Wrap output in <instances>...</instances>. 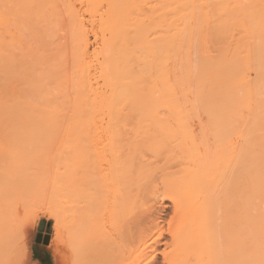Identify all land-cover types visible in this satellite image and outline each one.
<instances>
[{"label": "bare ground", "instance_id": "1", "mask_svg": "<svg viewBox=\"0 0 264 264\" xmlns=\"http://www.w3.org/2000/svg\"><path fill=\"white\" fill-rule=\"evenodd\" d=\"M30 1H33L32 5L35 3V6L38 4L40 6L44 2V0L41 2H39L40 0H0V264L3 259V264H9L7 262H10V259L4 263L7 256L13 258L9 252L11 249L13 250V244L18 239L19 234L16 236V233L18 232V222L21 220V212L18 213L16 208L11 207L12 197L7 194L10 192L11 185H8L13 180L26 178L24 180L32 181L35 186H30V190L34 189V192L41 196L36 184L42 177L41 170L46 163L45 159H54L58 154L57 151L55 155L49 151L54 156L53 158L52 155L49 157L48 153V149L56 148L53 142L58 134L62 136L63 144H68L67 149L72 155V166L68 167L69 169L63 174L57 175L56 172L53 174L56 175H54L56 180L60 179L70 190L72 203L70 205L62 203L58 198L50 199L48 202V205L51 204L50 207H53L51 208L54 214L51 213L56 217L55 227L58 230V241L66 248V251L61 249L60 244L55 240L50 244L49 248L53 251L56 264H157L160 262H166V264H222V262L224 264H264V0H154L152 1L154 4L148 3L150 6L152 4L151 13L148 5V10H146V0H104L107 6L105 5L106 8L101 11L102 14L99 13L100 9H96L97 6H101L102 1L91 0V4L93 1L96 5L92 4L93 7L90 11L93 13L96 10L99 11V14L91 13V16L101 15L99 26L102 29V51L101 55L99 54L101 60L98 61L100 65L98 75L104 79L109 93L107 91L106 95L108 96L103 95L105 97H95L94 88L91 89L86 84L87 88L85 89L84 82H87V80L85 81L87 75L85 76V73L81 75L79 72L80 84L75 85L81 87L74 88L75 91H78V88L80 90L79 92L74 91L77 93L76 100L73 98L77 102V106L71 105L72 109L69 113L64 109L69 115L66 116L68 119L62 115L63 119L65 118L67 121L63 120V123L61 117V122L57 121L59 120L57 119L58 112H62L60 110L62 106L57 110L58 112H55L53 109H56L54 108L56 104L53 109H47L42 106L43 101L38 106L39 100L35 104L31 99L26 98L28 91V89L26 91V87H28L26 77L29 79V76H26V64H30L28 63L30 56L26 58V54L29 53L28 49L26 51L29 45L28 43L26 46V29H28L26 21L31 17L29 15L33 13L32 11H35V6L29 7L31 14L26 10L28 5L31 6ZM143 1H145L144 4L141 3ZM97 2L101 4L99 5ZM140 3L142 6L145 5L146 11L142 9ZM71 5L74 4L71 3ZM90 5L88 4V7ZM42 6L38 8L43 10ZM45 6L44 10L46 8L48 11L49 8L47 9ZM65 7L63 10H67ZM55 8L58 7L55 6ZM35 9L38 10L39 16L35 14L36 18H34L32 14L31 19L42 18L45 11H41L43 12L41 15L40 10ZM74 12L77 13L75 9ZM74 12L70 9L69 17L66 16V19L71 22L70 24L75 23V18L76 21L78 19L79 14ZM66 13L68 14L67 11ZM26 16L29 17L27 20ZM70 16L73 23L68 19L71 18ZM47 18L49 17L47 16L45 19L47 20ZM54 19L56 18L54 17ZM51 20H49L50 23L53 22ZM35 23L38 24L36 21ZM58 26L56 25L57 28ZM51 27L52 25L50 29ZM47 28H43V30L41 26L40 29L43 31L40 30V33L37 31L38 35L34 34L39 38L37 41L44 42V46L47 44L45 41L53 39L49 36L53 32L57 33L56 30L51 29L53 32L50 31V34ZM31 33L30 31L29 34ZM72 33L75 34L72 35V39L74 38L72 43L75 42V49L80 53L84 39L80 33ZM29 34L27 35L28 39L32 37L31 35L29 37ZM34 39L36 40V38ZM149 42L154 43L153 46L155 43L158 45L153 47L152 52L150 51L152 48H148V52L144 51L150 53V58L148 54L146 55L148 57L144 55L142 49L148 47ZM56 44L59 43L56 42ZM151 45L149 44L150 47H152ZM39 47L42 48L41 45ZM58 47L56 51H60ZM42 49H40L41 52H38L40 55L45 56L49 53L46 51L45 54H41L44 53ZM71 49L75 50L72 47ZM158 50L159 53H156ZM77 52H73L76 55L71 54L73 58L77 57L75 65L79 66L83 62L77 61L80 57ZM31 53L33 51L29 55ZM38 53L35 54V58L39 55ZM58 54L57 59H59ZM39 56H37L38 59L42 58L43 61L35 59L34 65L36 62L39 65L38 61L42 64L47 62L48 55L45 62L44 56H40V58ZM134 58H136L135 61L138 60L136 62H139L136 66H133ZM73 60L70 59V63L73 64ZM33 62H31L32 65ZM84 62L86 61L84 60ZM31 64V69L29 66L27 69L32 72V75L34 74V77L36 74L38 76V69L43 68L42 64L38 68L33 67L34 69ZM135 67L140 74L135 71ZM77 68L80 69V67H76L75 72L79 70ZM82 69L87 71L84 66L81 67ZM31 72L28 74L30 75ZM44 73L43 75H46ZM136 73L142 77L135 76ZM55 74L51 73L52 76ZM144 74L146 79L149 76L154 79V76H159L160 80L161 78L164 80L161 83L165 82L163 84L165 87L160 83L162 85L160 86L165 89L163 91L164 98L158 99L155 95L157 100L154 97L150 98L156 101L150 99L148 101V103L155 102L158 105L157 108L162 109L160 112L156 108L155 116L157 117L155 120H151L154 128L157 129L156 125L158 124L157 131L161 130V135L156 133L158 136L153 134L152 131L156 132L155 130H149L153 129L151 123H147V125L145 123L141 127L144 132L139 131L138 124L130 125L132 127L129 126V131L122 129L124 132H121L118 126L119 129L116 127L114 130L117 122L113 117L118 119V115L117 117L112 115L113 119L110 118L113 121L108 122H103V117L99 115L101 105L102 107L110 106V112L113 110L111 112L113 114L117 113L118 111H115L124 104L125 106L130 104L128 99L126 100V96L131 98V102L135 101V98H140L135 95L137 93L135 90L138 91V85L135 86V84H139V86L141 84L140 82L135 83L133 80L144 79ZM51 75L50 77H52ZM42 78L45 79L44 76ZM42 78L39 80H43ZM147 82L152 83H149V86ZM147 82V90H150L145 93V86L141 85L145 93L143 96L155 90L154 87L151 88L154 85L153 81ZM157 82L155 84L159 85ZM30 83L33 84L32 81ZM37 85L39 86V83ZM56 85L53 87L56 88ZM129 85L135 86V88L132 89ZM156 85L154 86L157 87L158 85ZM41 86L44 88L42 83ZM57 87L61 88L59 84ZM54 88L52 90H55ZM159 89L162 88L158 86L157 90ZM139 92H142L141 89ZM139 92L137 94H140ZM34 93L36 92L34 91ZM92 95L94 98L90 97ZM37 96H39L38 93ZM58 96L60 95L58 94ZM65 96L67 97L68 94ZM140 96L142 97L140 99H143V96ZM145 100L147 101V98ZM145 100L143 99V102ZM65 101L63 102L65 103ZM146 101L144 106L148 108ZM46 102L48 103V101ZM138 102L136 99V103ZM114 106L120 107H115L114 111ZM135 107L140 108L136 105ZM150 107L152 108V106ZM149 108L145 107L144 110H149ZM144 110L141 109L140 113L148 114L144 113ZM200 111L207 119L206 122L204 121L205 123L207 121L210 124L213 123L218 131L224 133L227 129L233 130V132L235 130L237 135L232 133L236 136L235 139L239 136L238 141L233 142V153H229L226 160L230 161L225 165L226 160L223 163L220 160L221 157L218 160L219 157L216 156V153L214 154L213 149H210V145L207 144L209 149L205 147L204 151L205 148L201 145L202 141V143L199 142V145L203 146L201 147L203 151L200 152L202 149L197 148L198 141L195 143L198 139L195 135L193 140V132H190L193 125H190L191 129L187 127L188 125H184L187 134L181 133L180 127L174 128L169 124L167 126L172 128L165 130L166 126L162 125L174 121L179 126L183 125L185 120L187 123V120L194 119V115H202ZM121 112H119L120 117ZM157 112L158 114H156ZM66 113L64 114L66 115ZM150 116L149 114L148 117H145L148 119ZM200 118L197 117L199 121ZM160 121L161 127L158 123ZM149 125L152 127L147 129ZM206 125L202 126L208 129L209 125ZM136 127L139 129H135ZM162 129L166 131L165 137V132ZM113 131L115 135L112 133ZM141 133H144V136ZM179 134L183 138L179 137ZM162 135L163 137H161ZM176 135L177 137H175ZM180 138H182L181 141ZM137 139L145 141L139 142ZM174 140L175 146L170 147L167 151L170 144L174 145ZM190 140L195 141L194 145L197 146L191 145ZM177 143H179L178 147ZM53 146L55 147L53 148ZM157 148L159 150L161 148L165 155L163 153L156 155ZM153 149H156L155 152ZM149 151L153 152V154L151 153L153 156L148 155ZM44 153H48L47 157ZM19 156L23 160L25 159V162ZM220 161L222 165L218 166ZM221 167L224 168L222 172L219 171ZM220 173H222V180L218 181H220L219 184L222 183L223 187L219 185V188L217 174ZM223 174L226 176L223 177ZM179 179L187 182H182L183 185L178 186L176 182ZM16 181L23 183V181ZM32 183L30 184L32 185ZM10 189L12 190V186ZM44 195L42 201H48L50 196L48 195L49 197L46 198V194ZM159 196H162V199L170 200L171 205L162 203L163 206L157 207ZM166 208L172 209L167 229L160 220ZM228 219L231 224L234 223L232 226L235 228L238 226L234 229L229 225L232 230H230V236L228 231L217 230V227L220 229L223 225H220L221 221L228 224ZM229 226L226 227L229 228ZM167 231L170 238L165 240ZM221 232L225 235L228 233L226 243H230L226 244L223 249L231 246L232 243L229 251L219 249L221 240H224ZM39 235L43 238L41 232ZM21 237L23 239L24 235ZM231 237H235L236 240ZM162 244L167 245L168 249L158 250V246ZM197 246H200L201 249H198ZM210 247L211 249H209ZM62 250H64V257L66 255L68 257V260L65 258L66 261L61 253ZM159 255H162V260ZM31 262L34 263V261Z\"/></svg>", "mask_w": 264, "mask_h": 264}, {"label": "rangeland", "instance_id": "2", "mask_svg": "<svg viewBox=\"0 0 264 264\" xmlns=\"http://www.w3.org/2000/svg\"><path fill=\"white\" fill-rule=\"evenodd\" d=\"M35 1V0H34ZM46 0H44V6H45V4H46V6L45 7H47V9H48V11L46 10V8H45V10H44V6H42L43 5V3H42V5H40L39 6V4L37 5V6H35L34 4L32 5V2L30 1V3L29 2H27V3H29L31 6H27L26 7V10H28L29 11V13H30V8L29 7H34L35 6V8H37V9H39L38 7H40L41 8V6L43 7L42 9L43 10H40L39 12H41V11H45L44 13V15H42V13L43 12H41L40 14L42 15V18L40 17V18H38L37 17V19H34V18H36L35 17V14H36V16H39L38 15V10L36 11V9L34 8V10L35 11H32L31 13L33 14V16H34V18L33 19H31L32 18V14L31 15H29V16H31L30 18L29 17H27L26 18V23H27V27L26 28H28L32 33L31 34H29L30 33V31L28 30V29H26V33H27V35L29 34V37H30V35L32 36V37H30L29 39H30V41H29V39H28V36L26 35V42H27V44H26V46L28 45V43H29V45H28V48H26V51H27V49H28V52L30 53V52H32L33 51V53H31L30 55H29V53H27L26 54V58H28L29 56V58H30V60H31V62H33V60H34V62H33V65L31 64V62H30V60H29V62L28 63H30L31 64V67L33 68V67H35L36 66V68H38V67H40L41 66V62L43 61V60H41L42 58H40V56H44V55H40V53H38L39 51H40V49H42L43 47H45V49H42V52H44V53H41V54H45L46 53V51H49V53H47V55L45 54V56H44V58H45V60H44V62L46 61V59L48 58V60H47V62H43L44 64H42V67L43 68H41V70H40V68L38 69V72H39V75L37 76V74H36V76L34 77V74L32 75V72L29 70V69H31L30 68V64H26V72H27V74H26V76H29V79H30V76H31V79L29 80L27 77H26V85L28 86V87H26V91H27V89H28V91L26 92V98L28 97L29 99H31L32 100V103H35L36 104V102L39 100L40 101V99H41V101L39 102H37V105L39 106L41 103H42V101H43V103H42V106L44 107V108H46L47 107V109H53V107L55 106V104H56V106L54 107V108H56V109H53V110H55V112L57 111V110H59L60 109V107H61V111L62 112H64V113H66V111L69 113V111L72 109L71 108V105H73V107H76L77 106V102L75 101L76 99H75V96H76V94L77 93H74V91L77 89V87H81V86H76L75 84H77V85H79L80 84V78H79V72H80V74L82 75V74H84L86 77H85V81L87 80V82H84L85 84V89L87 88V85H88V87H90L91 89H93V90H95L93 93H95V97H98L99 98V96H100V98L101 97H105V96H103V95H106V94H108L109 93V90L106 88L107 86H106V84H105V82L103 81L104 79L102 78V77H100L99 75H98V73H99V69H100V65H99V62H100V60H101V51H102V42H101V40H102V34H101V32H102V29H101V26H99L100 24H99V22H101V21H99V18L101 19V15L99 16L98 14L99 13H101V11H104V9L106 8V2L105 1H107V0H101L102 1V4H101V6H102V8H100L101 6H97V10L98 9H100L99 11H97L96 10V12L98 13V14H96V15H92L91 16V13H93V12H91L90 10H92V8L91 7H93L92 6V4L94 5V3H93V1H92V4H91V0H88V1H86V0H73V2H71L72 0H68V1H66V0H47V1H49L48 3H46L45 2ZM51 1V2H50ZM79 1V4H77V2ZM86 1V2H85ZM104 1V2H103ZM148 0H146V2H147ZM152 1H154V0H149V2H147V4H146V2L145 1H143V2H141L142 4H144V2H145V5H146V7H147V5H148V7H149V9H150V7H151V9H152V4H151V6L149 5L150 4V2L151 3H153ZM36 2H38V1H36ZM39 2H41V0L39 1ZM60 2V3H59ZM62 2H63V5H61L62 4ZM69 2V3H68ZM82 3V5H81V3ZM95 2V1H94ZM100 2V1H99ZM99 2H97L98 4H99ZM50 3H52V4H50ZM54 3V4H53ZM65 3V4H64ZM71 3L72 4H74V5H71ZM90 5L89 7H88V4ZM141 3H140V6H142L141 5ZM149 3V4H148ZM41 4V3H40ZM48 4V5H47ZM69 4V7H67V5ZM99 4V5H100ZM154 4V3H153ZM27 5V4H26ZM52 5H53V7H52ZM61 5V6H60ZM95 5H96V3H95ZM94 5V6H95ZM106 5V6H105ZM145 5H143L142 6V9H144L145 10ZM50 6H51V8H52V10H51V8H50ZM55 6L56 7H58V8H55ZM66 6V7H65ZM71 6V7H70ZM74 6V7H73ZM76 6V7H75ZM59 7H61V8H59ZM63 7V8H62ZM64 7H65V9H67V10H63L64 9ZM89 8V10H87V8ZM144 7V8H143ZM148 7H147V9L146 10H148ZM53 8H54V10H53ZM76 10V12L77 13H75L74 12V9ZM94 8V9H95ZM56 9H57V11H56ZM63 11H61V10ZM69 9V10H68ZM70 9H71V11L73 10V12L75 13V14H79V16H78V19H77V21H76V18H75V23H76V26H75V23L74 24H70L71 22H69V20H67L66 19V16H68L69 15V11H70ZM103 9V10H102ZM151 9L149 10V12L151 13ZM31 10H33V9H31ZM51 10V11H50ZM145 10V11H146ZM66 11L68 12V14L66 13ZM84 11V12H83ZM88 11V12H87ZM35 12H37V13H35ZM52 12V13H51ZM58 12V13H57ZM65 12V13H64ZM82 12V13H81ZM95 12V13H96ZM95 13H93V14H95ZM103 13V12H102ZM101 13V14H102ZM148 13V12H147ZM28 14V13H27ZM49 14H51L52 16H54L56 19H54V17H52L51 15L49 16ZM58 16H57V15ZM65 14H67V15H65ZM45 15H47L49 18H47V20L45 19L47 16H45ZM60 15H62V16H60ZM65 15V16H64ZM44 16V17H43ZM62 17H64V18H62ZM69 17V16H68ZM67 17V18H68ZM71 17V16H70ZM77 17V16H76ZM94 17V18H93ZM44 18V19H43ZM51 18H52V20H53V22H51L50 23V21L49 20H51ZM42 19L44 20L43 22H42ZM49 19V20H48ZM68 19H72V17L71 18H68ZM30 20V21H29ZM34 20V21H33ZM51 20V21H52ZM58 21V22H55V21ZM60 20H62V21H60ZM73 20V19H72ZM71 20V21H72ZM79 20V21H78ZM98 20V21H97ZM30 23H29V22ZM32 21V22H31ZM35 21L39 24V25H41L42 23L44 24H42L41 26H42V29L44 28H47L49 25L51 26L52 25V27H51V29H54V30H56V32L57 33H55V32H53V30H51L50 29V26H49V32L51 31V32H53L52 34H54L53 36H52V34H51V32H50V34H51V36H49L50 38H53V39H50L51 41H53L52 43H48V42H51L50 40L47 42V41H45L47 44H45V46L43 45L44 44V42L43 41H37V40H39V38H37L38 36H36L35 37V35H38V33H40V30H42V29H40L41 28V26H39L38 24H36L35 23ZM48 21H49V23H48ZM68 21V22H67ZM40 22H42V23H40ZM46 22V23H45ZM55 22V23H54ZM60 22V23H59ZM62 22V23H61ZM48 23V25H47V27H45L46 26V24ZM72 23H73V21H72ZM30 24H31V26H30ZM35 24L37 25V27L35 26ZM55 24V25H54ZM60 24V25H59ZM81 24V25H80ZM56 25L58 26V28L56 27ZM74 25V27H72ZM78 25V26H77ZM28 26H30V27H28ZM83 26V27H82ZM99 26V27H98ZM34 27H36V28H34ZM32 28H33V30H32ZM37 28H38V30H37ZM55 28H57V29H55ZM76 28V29H75ZM101 29V31H100V29ZM34 29H36V30H34ZM43 29V30H44ZM73 29H75V30H73ZM42 30V31H43ZM35 33H34V32ZM37 31H39L38 33H37ZM72 32H76V33H80V35H81V37H82V39H84V41H83V50H82V48H81V51H80V53L79 52H77V50L75 49V45H74V43L75 42H73L72 43V41L74 40V38L72 39V37L75 35L74 33H72ZM35 34V35H34ZM70 34H71V36H70ZM57 35V36H56ZM73 35V36H72ZM48 37V38H49ZM34 38H36V40L34 39ZM32 39V40H31ZM28 40V41H27ZM35 42H34V41ZM37 41V42H36ZM69 41H70V43H69ZM32 42V43H31ZM39 42H43V43H39ZM56 42L57 43H59V44H56ZM156 43H157V41H155ZM31 43V44H30ZM34 43V44H33ZM36 43V44H35ZM64 43V45H62ZM72 43V44H71ZM155 43V45L153 46V44L154 43H150L149 42V44H152L151 46L152 47H150L149 46V44H148V47H145V48H142L143 49V52L145 51V50H147L146 52H148L149 51V49L148 48H152V49H150V51L152 52V50H153V47H155V46H158L157 44ZM50 44H52V45H50ZM61 44V45H60ZM34 46V45H36L35 47H32V46ZM39 45H41V47L42 48H40L39 47ZM43 45V46H42ZM53 45H55V46H59L58 47V50H60V51H56L57 49V47H55V46H53ZM67 47H66V46ZM69 45H71L70 46V48H68L69 47ZM46 46H48V48H46ZM49 46H51V47H49ZM63 46V47H62ZM66 48H65V47ZM74 46V47H73ZM38 47V48H37ZM71 47L72 48H74L75 50H73V49H71ZM49 48H51L50 50H48ZM62 48V49H61ZM147 48V49H146ZM32 49H35V50H32ZM30 50V51H29ZM44 50V51H43ZM61 50H62V52H61ZM64 50V51H63ZM73 50V51H72ZM66 51V52H65ZM72 51V52H71ZM139 51H142V50H139ZM36 52V53H35ZM41 52V51H40ZM64 52L66 53L65 55H64ZM73 55H76V54H74L75 52H77L78 53V55L80 54V57H79V59H77V61L79 60V62L81 61V62H83L84 63V65H82L83 63H81V64H79V62H78V64H79V66H76L75 65V60H76V58L74 57L73 58V56H72V54ZM74 52V53H73ZM159 53V50L158 51H156V53ZM39 54V55H37V56H39V58L40 59H38V57L36 56V58L34 57L35 56V54ZM59 53V54H58ZM34 54V55H33ZM55 54V55H54ZM57 54H58V58L60 59H57ZM71 54V55H70ZM83 54V55H82ZM100 54V55H99ZM148 53H145L144 52V55L146 56ZM32 55V56H31ZM64 55V56H63ZM97 55H98V57H97ZM150 55V53L148 54V56ZM46 56H47V58H46ZM84 56V57H83ZM148 56H146V57H148ZM151 56V55H150ZM150 56H149V58H150ZM64 57V58H63ZM68 57V58H67ZM72 57V58H71ZM98 58V60H97V58ZM80 58H82V59H80ZM35 59H38L39 61H41V62H39L38 61V63H39V65L37 64V62H36V65H34L35 64ZM66 61H65V60ZM70 59L71 60H73L74 62H73V64L72 63H70L71 61H70ZM135 59L136 58H134L133 59V61H135ZM27 61H28V59H26ZM63 60V61H62ZM84 60L86 61V62H84ZM26 61V62H27ZM37 61V60H36ZM77 61H76V64H77ZM99 61V62H98ZM136 61H138V60H136ZM135 61V62H136ZM134 62V63H135ZM46 63H48V64H46ZM65 63V64H64ZM133 63V66L135 65H138L139 64V62H136L135 64ZM59 64V65H58ZM64 64V65H63ZM71 64V65H70ZM87 64V65H86ZM44 65V66H43ZM61 65V68H59V66ZM66 66L65 68H66V70H65V68H62L63 66ZM68 65H70V66H68ZM75 65V66H74ZM81 65V66H80ZM85 65H86V67H85ZM28 66H29V69H27L28 68ZM72 66V67H71ZM76 67H80V69L79 68H77V69H79V70H77L76 72H75V68ZM82 66H84V68H86L87 69V71L85 70V69H82L81 70V67ZM138 67V66H137ZM137 67H135V71H138L139 72V70H137L136 68ZM34 69V68H33ZM74 69V70H73ZM139 69V68H138ZM45 70V71H44ZM53 70H55V71H53ZM81 70V71H80ZM86 71V72H85ZM135 71H134V73H135ZM28 72H31L30 73V75L28 74ZM44 72H46V73H44V74H46V75H43V73ZM63 72V73H62ZM81 72H83V73H81ZM51 73H52V75L54 74V73H56L54 76H52L51 75ZM77 73V74H76ZM52 76V77H50V75ZM78 76V78H77V76ZM90 74V75H89ZM139 74H140V72H139ZM64 75H66V76H64ZM74 75H75V77H74ZM89 75V76H88ZM149 75V74H148ZM42 76H44V78L45 79H43L42 78ZM135 76H138L137 75V73H136V75ZM140 76V75H139ZM138 76V77H139ZM144 76V79H145V81H144V79L143 78H140V79H138V81L136 80V79H134L133 80V82L135 81V83L136 82H140V84L141 85H143V86H145L144 87V89H146V91H145V93H147V91L149 92V90H147L148 88V86H147V83L149 84V83H152V82H147V81H153V83H154V85H156L155 84V82H159V87L160 88H162L160 91L159 90H157L158 89V86L157 87H155L154 85H152L151 86V88H155V90L153 91L152 90V92L150 91V96H149V94L147 95L146 94V96H143V95H145V93L143 92V86L141 87V85L139 86V84H135V86H137V88H138V91L137 90H135L137 93L140 91V89H141V91L142 92H139L140 94H135L136 96H139L140 98H142L140 95H142L143 96V99L145 100L146 98H147V101H146V105H148L149 107L150 106H152V108L150 107H148L149 108V110H144V108L146 107V109H148L147 108V106H144L145 105V101L143 102V99H140V98H135L134 100L135 101H133V102H131L130 100H131V98L129 97V96H126V100L128 101V102H130V104H126L127 106H125V104H124V102L122 103V105L123 106H114V111L116 110L115 109V107L116 108H118V107H120V108H118L115 112H117V113H113V114H111V112H113V110H111V112H110V106L109 107H105V105L103 106V107H105V109H103V107H102V105H101V107H100V114L99 115H101L100 117H103L102 119H104L103 120V122H108V121H113L112 119L114 118V120H116V122H117V124H115L116 126H115V128H114V130L116 129V127L118 126L119 128H120V130H121V132H124L123 130H125V129H127V130H125V131H129V129H130V127H132V126H130V125H136V124H138V126L140 127V129L138 128V127H136L135 129H139V131L141 130V131H143L144 132V130L141 128V127H143V125L145 124V125H147V123H151V120H155L156 118L155 117H157V116H155V111H157L156 110V108H157V104L155 103V102H150V103H148V101H149V99L150 100H152V98H150V97H154L155 98V95L157 96V98L158 99H162V98H164V92L163 91H165V89L163 88V87H161L163 84H165V82H163V83H161V81H164L162 78H161V80L159 79L160 77L159 76H154L155 77V79L154 78H152V77H148V78H151L150 80L147 78H145V74L143 75ZM147 76V75H146ZM47 77V78H46ZM57 77V78H56ZM140 77H142V76H140ZM40 78H42L43 80H39ZM50 78V79H49ZM56 78V79H55ZM63 78V79H62ZM66 78V79H65ZM76 78V79H75ZM135 78H137V77H135ZM157 78V79H156ZM35 79V80H34ZM38 79V80H37ZM48 79V80H47ZM57 79L59 80L58 82H57ZM65 79V80H64ZM79 79V80H78ZM153 79V80H152ZM37 80V81H36ZM48 81V83H47V81ZM63 80H64V82H63ZM72 80V81H71ZM147 80V81H146ZM30 81H32V83L33 84H31L30 83ZM36 81V82H35ZM42 81V82H41ZM155 81V82H154ZM35 82V83H34ZM52 82H53V84H52ZM147 82V83H146ZM157 82V83H158ZM39 83V86L37 85ZM42 83V85H43V87L44 88H42V86L40 87V84ZM59 84V86H61V88H59V87H57L58 86V84ZM74 83V84H73ZM79 83V84H78ZM162 85H161V84ZM35 84V85H34ZM57 84V85H56ZM63 84V85H62ZM87 84V85H86ZM133 84V83H132ZM145 84V85H144ZM46 85V86H45ZM54 85H56L55 87L59 90H57L56 88H54L53 86ZM67 85V86H66ZM161 85V86H160ZM37 86V87H36ZM72 86V87H71ZM74 86H76V87H74ZM135 86L134 87H132V85L130 86L129 85V87L131 88L132 87V89H134L135 88ZM147 86V87H146ZM149 86H150V84H149ZM164 87H165V85H163ZM35 87H36V90H35ZM40 87V88H39ZM106 89H105V88ZM31 90H30V89ZM38 88V89H37ZM47 88H48V90H47ZM50 88H51V91H50ZM55 89V90H52V89ZM73 88V89H72ZM74 88H76V89H74ZM90 88H88V89H90ZM41 89V90H40ZM43 89H45V90H43ZM101 89V90H100ZM57 90V91H56ZM79 90H80V88H78V91H75V92H79ZM92 90V91H93ZM106 90V91H105ZM34 91L36 92V93H34ZM38 91H40V92H42L41 94H39V92ZM49 91V93H47ZM100 91V92H99ZM105 91V92H104ZM107 91H108V93H107ZM157 91H159V92H157ZM53 92V93H52ZM62 92V93H61ZM71 92V93H70ZM156 92V94H154ZM162 92V93H161ZM27 93H29V94H27ZM37 93H38V95L39 96H37L36 97V95H37ZM61 93V94H60ZM68 94V96L66 97L65 95H67ZM92 93V94H93ZM103 93V94H102ZM144 93V94H143ZM159 93H161L160 95H157V94H159ZM49 94V95H48ZM57 94V95H56ZM58 94L60 95V96H58ZM75 94V95H74ZM28 95V96H27ZM51 95V96H50ZM97 95V96H96ZM153 95V96H152ZM162 95V96H161ZM48 96V97H47ZM52 96H53V98H52ZM66 97V101H68V102H66L65 101V97ZM106 96H108V95H106ZM135 96V97H136ZM38 97H40V98H38ZM45 97H47V98H45V99H47V100H45L44 98ZM58 98V102H57V98ZM90 97H93V95L92 96H90ZM146 97V98H145ZM50 98V99H49ZM69 98V99H68ZM75 100H74V99ZM94 98V97H93ZM92 98V99H93ZM130 98V99H129ZM55 99V100H54ZM59 99H60V101H62V102H60L59 101ZM136 99L140 102V104H141V106L143 107H141V106H139L140 104H139V102L138 103H136ZM156 99V98H155ZM155 99H153L154 101H156ZM45 100V101H44ZM71 100H72V104H71ZM142 102H141V101ZM152 100V101H153ZM46 101H48V103L46 102ZM52 101L53 103H54V105H53V103L50 102ZM63 101H65V103L63 102ZM125 101V100H124ZM44 102H46V103H44ZM56 102V103H55ZM60 102V104H58ZM126 102V101H125ZM127 102V103H128ZM40 103V104H39ZM133 103V104H132ZM136 103V104H135ZM144 103V104H143ZM155 103V104H154ZM58 104V105H57ZM63 104V105H62ZM65 104V105H64ZM143 104V105H142ZM151 104V105H150ZM50 106V108H48L49 106ZM66 105H70V107H68V106H66ZM75 105V106H74ZM121 105V104H120ZM130 105V106H129ZM135 105L137 106V107H140L142 110H144L143 112L145 113H148V114H143L142 112L140 113V111H141V109L139 108H136L135 107ZM100 106V105H99ZM134 106V107H133ZM155 106V107H154ZM58 107V108H57ZM64 107V108H63ZM113 108V107H112ZM111 108V109H112ZM27 109V108H26ZM66 111H65V110ZM67 109H69V110H67ZM103 109V110H102ZM119 109H121V110H119ZM124 109V110H123ZM134 109H136V110H134ZM150 109H152V111H150ZM153 109H155L154 111H153ZM157 109H159V111L160 110H162L161 108H157ZM52 110V111H53ZM29 112H30V110H28ZM51 111V110H50ZM103 113H102V112ZM122 111V112H121ZM135 111V112H134ZM140 113H138V112ZM150 111V112H149ZM158 111V112H159ZM198 111H199V109H198ZM58 112V111H57ZM61 112V113H62ZM71 112V111H70ZM119 112H121V117H120V115H119ZM153 112H154V114H153ZM158 112L156 113V114H158ZM161 112V111H160ZM59 113L58 112V117H57V119H59V120H57V121H60V117H61V120H62V123H63V120H65V122H67L66 121V119L65 118H67L66 116L67 115H69L68 113H66V115L64 114V113ZM102 113V114H101ZM200 113H201V111H200ZM111 116H110V115ZM114 114H116V115H114ZM124 114V115H123ZM153 115L152 116V118H151V116L147 119L145 116H147L148 117V115ZM202 114V113H201ZM60 115V116H59ZM62 115H64L65 116V118L63 119V117H62ZM105 115V116H104ZM112 115L113 116H116L117 117V115H118V119H119V121H118V119L116 118L115 119V117H113L112 118ZM122 115H123V118H122ZM143 115V116H142ZM200 114H198V116L197 115H194V119H195V121H193L194 119H192V120H187V123H186V120H185V124L183 123V125H181L180 124V126L179 125H177L176 124V122L174 121H172L173 123H171V122H169V123H167L166 122V124L164 123V124H162V125H164V126H166V128L165 127H163V128H165V130L166 129H168V128H172V127H168L167 125H169L170 124V126H174V128H181V129H179V131L181 132V133H183V134H187L186 132H185V129H184V125L186 126V125H188L187 127H189V129H191L192 128V126L190 127V125H193V128L191 129V131L190 130H186V131H190V132H193L192 134H193V140L195 139V135H196V137H197V139L198 140H196V142L195 143H197V141H198V144L197 145H199V142L200 143H205V144H201V145H203V146H201V145H199V146H197V145H194L195 143L193 142V141H191L192 139H191V136H189V138L191 139L190 141L191 142H193V143H191L190 142V144L191 145H193L194 147L195 146H197V148L198 147H203V148H207V149H209V147H210V149L212 150L213 149V152H214V154L216 153V156H218L217 158H218V160L220 159V157H221V161H222V163H223V161H225L226 159H227V157H228V155H229V153L230 152H232L233 153V142L235 143L236 141H238V138H239V136H237V138L235 139V135L234 134H236V132H235V130H234V132H233V130H226L225 131V133L223 132V131H218V128L212 123V124H210V123H208L209 121H207V123H205L206 122V118H205V116L202 114V115H200V116H203L204 117V119H203V117H201L200 118V116H199ZM69 117V116H68ZM108 117V118H107ZM112 119H111V118ZM144 117V118H143ZM197 117L198 118H200L201 120L199 121L198 119H197ZM129 118V119H128ZM142 118V119H141ZM68 119V118H67ZM111 119V120H110ZM148 120V121H147ZM69 121V120H68ZM139 121H140V124H139ZM205 121V122H204ZM61 122V121H60ZM153 122V121H152ZM189 122V123H188ZM193 122H195V123H193ZM206 125H209V126H207L208 127V129L205 127V128H203V126L202 125H204L203 123ZM142 123V124H141ZM154 123H155V121H154ZM157 123V122H156ZM159 123V127H161L162 125H160V123H161V121L160 122H158ZM175 123V124H174ZM178 123V122H177ZM192 123V124H191ZM197 123H198V125H197ZM173 124V125H172ZM129 127V128H125V127H127V126ZM142 125V126H141ZM150 125H152V126H150ZM149 125V127L147 128V129H149L150 127H152L153 129H149L150 131L151 130H155L156 132H154V131H152L153 132V134H155V135H157L158 136V134H160V131H157L158 130V124L156 125V127H157V129H155L154 128V125L151 123ZM125 126V127H124ZM197 126V127H196ZM201 126V127H200ZM117 127V128H118ZM124 127V128H123ZM183 127V128H182ZM118 128V129H119ZM197 128V129H196ZM211 128V129H210ZM212 128H213V130H212ZM123 129V130H122ZM161 129V128H160ZM184 129V130H183ZM188 129V128H187ZM194 129H196V130H194ZM207 129V130H206ZM165 130H163L162 129V131H164L165 132V135H164V137L166 136V131ZM192 130H194V131H192ZM140 131V132H141ZM215 131V132H214ZM218 131V132H217ZM229 131H230V133H229ZM115 132H117V131H115ZM120 132V131H119ZM145 132H146V127H145ZM163 132V133H164ZM220 132V133H219ZM226 132H228V133H226ZM112 133H114V131L112 132ZM150 133V132H149ZM156 133H158V134H156ZM232 133H234L233 135H232ZM111 134V133H110ZM139 134V133H138ZM144 133H141V135H143ZM152 134V133H151ZM112 135V134H111ZM114 135H115V133H114ZM145 135H147V133L145 134ZM161 135V134H160ZM160 135H159V137H160ZM180 136L179 137H182V135L181 134H179ZM237 135V134H236ZM60 135L58 134V136H56L55 137V139H54V142H53V144L56 146V148H54L55 146H53V148L55 149V151H54V149L53 150H49L48 149V153H49V157H50V155H52V154H50V152L51 153H53L54 155L56 154L55 152L57 151L58 152V154H56V156H55V158H54V156H53V158L55 159H52L51 158V160H48V158H47V160L45 159V161H46V163H44V165H43V169H42V167H41V174H42V177L40 178V180H38V181H40L39 183H37V182H35V183H37L36 184V186H37V188L39 189V193H40V195L41 196H39L38 194H36L35 192H34V189H32V190H30V186H33V183H32V181H29V180H24V179H26V178H24L23 180H20V179H16V180H18V181H23V183H21V182H19V183H21L20 184V186H19V183L16 181V180H13V182H11L8 186H12V190L10 189L11 188V186H10V188H9V193H7L8 195H10L11 197H12V199H11V207H13V208H16L15 210H17L18 211V213H19V211L21 212L20 213V215H21V220L18 222V232L16 233V236L19 234V236H18V239H16V241H15V244H13L14 245V247H13V250L11 251L10 250V252H9V254H11L10 256H13V258L12 257H9V256H7V259H5V261H4V263H6V261H8V259H10L9 261L10 262H7V263H11V264H37V263H33V262H31L32 261V259H31V249H32V245L37 241V237H38V235L40 234V232L42 233V235H43V238H42V240H43V242H44V239L46 238V236L47 235H49V242H48V244H47V247L49 248V246H50V244L51 243H54L55 241H57V243H59V239L57 238V236H58V230H57V228L55 227V223H56V217L53 215L54 214V212H53V207L51 208L50 207V205H48L49 203V201H50V199H53V198H58V199H60V202H62V203H68V205H70V203H72L71 201V194H70V190L68 189V187H66L65 186V183H63L60 179H58L57 178V180L55 179V174H57V175H59V174H63V173H65V171L67 170V169H69L68 167H71L72 166V164H71V159H72V155H71V152H69V150L67 149L68 148V144H63V141H62V136H60ZM139 136H140V134H139ZM144 136V135H143ZM157 136H154V137H157ZM188 136V135H187ZM108 137V136H107ZM115 137V136H114ZM138 137V136H137ZM140 137H142V136H140ZM161 137H163V135L161 136ZM172 137V136H171ZM175 137H177V135L175 136ZM147 138H148V135H147ZM146 138V139H147ZM158 138V137H157ZM173 138V137H172ZM183 138V137H182ZM182 138H180V141L182 140ZM138 139H139V137H138ZM137 139V140H138ZM145 139V138H144ZM173 139H175V138H173ZM234 139H235V141H234ZM109 140V139H108ZM143 140V139H142ZM142 140H138L139 142H141ZM149 140V139H148ZM147 140V141H148ZM112 141V140H111ZM145 141V140H144ZM144 141H142V142H144ZM178 141V139L176 138V142ZM179 141V142H180ZM202 141V142H201ZM175 140H174V145L173 144H170V146L169 147H167L168 148V150L167 151H169V148L170 147H173V146H175ZM113 143H115V142H113ZM172 143H173V141H172ZM208 144V146H206ZM231 144H232V147H231ZM178 145H179V143H177V147H178ZM212 145V146H211ZM166 146V145H165ZM164 146V147H165ZM168 146V145H167ZM212 147V148H211ZM152 148V147H151ZM166 148V147H165ZM197 148H195V149H197ZM206 148L204 149V151L206 150ZM57 149V150H56ZM173 149V148H172ZM175 149V148H174ZM192 149H194L193 147H192ZM202 149V148H201ZM150 150V149H149ZM154 150H156V149H153V151ZM198 150V149H197ZM231 150V151H230ZM50 151V152H49ZM52 151H54V152H52ZM148 151V150H147ZM157 154L156 153H154V154H156V155H158V153H160V154H162L163 152L161 151V148H160V150L157 148ZM163 151H165V149H163ZM171 151V150H170ZM195 152H197L196 150H194ZM201 151H203V149L202 150H200V152ZM45 152H46V150H45ZM150 152V153H149ZM148 152V155L149 156H153L152 154H153V152L152 151H149ZM155 152V151H154ZM198 152H199V150H198ZM48 153H44L45 154V156L47 157V155H48ZM152 153V154H151ZM170 153V152H169ZM164 154V153H163ZM231 154V153H230ZM165 155V154H164ZM233 155V154H232ZM232 155H231V157H232ZM51 156V157H52ZM58 156V157H57ZM20 157V156H19ZM18 157V158H19ZM230 157V156H229ZM17 158V160H19ZM21 158V157H20ZM43 158H45V157H43ZM96 158H99V157H96ZM22 159V158H21ZM100 159H102V158H100ZM23 160V159H22ZM44 161V162H45ZM221 161H220V163L219 164H217L218 166H220V164L222 165V163H221ZM230 160H226V162H224V165H225V163L227 164L228 162H229ZM19 162V161H18ZM21 162V161H20ZM23 162H25V159L23 160ZM102 162V161H101ZM22 163V162H21ZM102 163H104V162H102ZM47 164V165H46ZM106 166V165H105ZM217 167V166H216ZM218 168V167H217ZM220 169V168H219ZM224 168H222L221 167V170H219V171H221L222 172V170H223ZM218 171V170H217ZM224 171V170H223ZM225 171H226V168H225ZM44 172V173H43ZM54 172H56L55 174H53ZM68 172H69V170H68ZM219 173V172H218ZM223 173H225V172H223ZM221 174L222 173H220V174H217L218 175V177L220 176V178L218 179V177H217V184H218V187L220 188V186L219 185H221L222 187H223V185H222V183L221 184H219V182L220 181H218V180H220L222 177H221ZM44 175V176H43ZM55 175V176H54ZM224 176H226V175H224L223 174V177ZM186 179V178H185ZM222 180V179H221ZM17 182V183H16ZM32 183V185L30 184V183ZM34 182V181H33ZM182 182H184L183 181V179H179L177 182H176V185H178V186H182L183 185V183ZM187 182V181H186ZM186 182H184V183H186ZM222 182V181H221ZM28 184H30V185H28ZM182 184V185H181ZM35 185V184H34ZM33 187H35V186H33ZM221 187V189H223ZM36 190V189H35ZM44 194H46V198H48L49 196H50V198L48 199V201H46V200H44V201H42L43 199L42 198H44L45 197V195ZM49 195V196H48ZM52 196V197H51ZM10 197V198H11ZM159 198V199H158ZM157 198V200H158V202H159V204H157V207H159V205L160 206H163L162 205V203L163 204H167V205H171V201L170 200H168V199H162L163 197L162 196H159ZM71 200V201H70ZM68 201V202H67ZM42 202H44V203H42ZM208 203H210V202H208ZM207 205V204H206ZM208 206H209V204H208ZM52 209V210H51ZM30 214H29V213ZM53 214H52V213ZM166 214V215H165ZM168 214V215H167ZM171 215H172V209L171 208H166V211L164 212V214L160 217V220H162V224H164V226H165V228L167 229L169 226L167 225V224H169L168 223V219H169V221H170V218H171ZM54 216V217H53ZM162 218V219H161ZM229 220V219H228ZM167 221V222H166ZM42 222H44L43 223V228H41V225H42ZM164 222V223H163ZM230 222V223H229ZM228 224H225V223H223L222 221H221V223H220V225H222V227H220V229H219V227H217V230H219V231H224V232H229V236H230V232L232 231L231 230V227L233 228L234 226H232L234 223L232 222V224H231V221L229 220L228 222H227ZM167 225V226H166ZM225 225V228H227L229 225H231V227L229 226V228H227L226 229V231H225V228H223V226ZM227 226V227H226ZM238 227V226H237ZM236 227V228H237ZM223 230H222V229ZM235 227H234V229H236ZM233 229V230H234ZM169 230V229H168ZM231 230V231H230ZM43 231V232H42ZM235 231V230H234ZM222 232H221V234H222ZM232 233H234V232H232ZM21 235H24V238L22 239V237H21ZM225 234L223 233L222 234V238L224 239V240H221V243L219 244V249L222 251V250H228L229 251V249L232 247V243H231V246L229 245V247L227 246L226 248H224L223 249V247H225L226 246V244L228 245V243H230V242H228V243H226L228 240H226L227 238V236H228V233H226V235L224 236ZM232 235H234V234H232ZM170 238V236H169V233H168V231H167V233H166V235H165V240L166 239H169ZM231 238H234L233 240H236V238L235 237H231ZM55 240V241H54ZM232 240V242H234ZM18 241V242H17ZM164 241V240H163ZM230 241V240H229ZM225 242V244L223 245V243ZM18 243V244H17ZM45 243V242H44ZM235 243V242H234ZM233 243V244H234ZM60 244V248L61 249H64L65 251H66V248H65V246L64 245H62V243L60 242L59 243ZM205 244V243H204ZM63 247H62V246ZM165 245V244H164ZM163 244L162 245H159L158 246V250H161V249H168V246L167 245H165L164 246ZM201 247H202V245H200ZM198 247L197 246V248L199 249H201V247ZM205 246V245H204ZM170 247V246H169ZM212 247V249L214 248V246L212 245L211 246ZM211 247L209 248V249H211ZM203 248V247H202ZM205 249H206V247H205ZM49 250H50V252H51V254H52V257H53V259L55 258V256H54V254H53V251H52V249H50L49 248ZM64 250H62L61 251V253H62V255H63V258H64V260L66 261V259L65 258H67V260H68V257H66L67 255V252H66V256L64 257ZM14 251V252H13ZM16 251V252H15ZM14 253V254H13ZM8 254V255H9ZM160 256V260H162V255H159ZM9 257V258H8ZM13 261H12V260ZM4 260V259H3ZM3 260H1V262H2V264H3ZM54 262H56V258L54 259ZM222 262V261H221ZM68 263V262H67ZM56 264V263H55ZM157 264H166V262H160V263H157ZM220 264V263H219ZM222 264H224L223 262H222Z\"/></svg>", "mask_w": 264, "mask_h": 264}, {"label": "crops", "instance_id": "3", "mask_svg": "<svg viewBox=\"0 0 264 264\" xmlns=\"http://www.w3.org/2000/svg\"><path fill=\"white\" fill-rule=\"evenodd\" d=\"M31 259L37 264H55L47 244L42 241H36L32 245Z\"/></svg>", "mask_w": 264, "mask_h": 264}, {"label": "water", "instance_id": "4", "mask_svg": "<svg viewBox=\"0 0 264 264\" xmlns=\"http://www.w3.org/2000/svg\"><path fill=\"white\" fill-rule=\"evenodd\" d=\"M43 223H44V222H42L41 228H43ZM41 239H42V238H41L40 235H39V236H38V241H42ZM44 242H45L46 244H48V242H49V235L46 236V238L44 239Z\"/></svg>", "mask_w": 264, "mask_h": 264}, {"label": "flooded vegetation", "instance_id": "5", "mask_svg": "<svg viewBox=\"0 0 264 264\" xmlns=\"http://www.w3.org/2000/svg\"><path fill=\"white\" fill-rule=\"evenodd\" d=\"M43 232V231H42Z\"/></svg>", "mask_w": 264, "mask_h": 264}]
</instances>
